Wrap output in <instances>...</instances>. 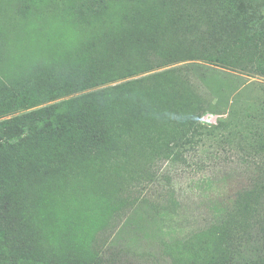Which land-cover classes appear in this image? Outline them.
I'll return each mask as SVG.
<instances>
[{"label":"trees","instance_id":"1","mask_svg":"<svg viewBox=\"0 0 264 264\" xmlns=\"http://www.w3.org/2000/svg\"><path fill=\"white\" fill-rule=\"evenodd\" d=\"M12 1L14 14H24L21 16L25 20L31 12L37 13L38 8L33 6L37 0ZM100 1H92L91 5L84 1L71 12L64 10L70 13L71 21L83 27L77 31L80 46L76 50L82 62L67 59L68 63L63 64L65 60H62L57 65V71L64 75L62 83L70 91L73 89L72 93H63L58 81L50 82L42 77L26 83L27 88L0 87V118L5 117L0 122V264H118L103 260L101 251L121 224L128 226L129 210L136 209L135 205L142 201L154 219L159 218L163 224L167 214L174 212L171 191L167 192L164 204L152 205L146 198L138 197L157 178L154 168L149 167L152 159H158L157 164L176 160L183 156L185 147L195 149L207 138L217 140V148L233 151L229 143L222 141V134L232 135L233 131L237 133L238 145L241 144L240 160L250 165L248 184L235 194L230 207L221 205V214L206 232L219 228L228 217L239 216L241 220L236 224L241 234L251 240V231L254 239L263 240L255 264H264L263 205L249 204L244 213L233 215L238 197L259 193L264 200V99L243 100L236 93L225 104L218 96L214 107L223 106L227 117L217 126L206 128L199 124V119L208 110L218 113L214 107L211 109L213 100L205 104L191 89L184 90L183 80H168L169 72L106 91L85 93L102 82L134 74L120 70L124 61H119L122 53L116 51L119 38L130 37L131 47L142 44L134 35L132 41V28L123 24L100 26L96 6ZM161 1L165 8L177 13L179 22L196 18L198 29L206 27V34L212 39L206 40L209 49L202 60L230 71L253 68L255 74L264 77V0ZM40 16L34 15L33 20L29 17L28 24L37 26L35 22L41 20ZM66 94L70 97L60 100ZM49 102L54 103L39 107ZM20 112L23 113L17 114ZM89 169L99 178L106 175L110 184L116 182V199L120 205L116 225L95 235L85 245L81 243L84 240L81 235L69 234L70 239L65 240L68 251L43 242L23 200L36 183L61 177L59 180L65 184H77L82 179L81 172ZM235 231L233 239L239 232ZM198 233L189 237L190 242L186 237L182 241L184 246L210 244L199 240ZM160 235L164 238L162 230ZM244 259L251 264V260L239 254L235 259L229 256L226 262L241 263Z\"/></svg>","mask_w":264,"mask_h":264},{"label":"rangeland","instance_id":"2","mask_svg":"<svg viewBox=\"0 0 264 264\" xmlns=\"http://www.w3.org/2000/svg\"><path fill=\"white\" fill-rule=\"evenodd\" d=\"M38 1L33 5L38 8L37 13L35 10L29 17L33 20L34 15L44 14L35 26L34 23L28 24L29 17L25 20L21 16L24 14H14L12 0H0V84L3 85L0 87L27 88L33 79L42 77L50 82L58 81L63 93H72L73 89L70 91L62 83L64 75L57 71V65L62 60H65L63 64L71 62L70 59L82 62L76 50L80 46L77 31L83 27L71 21L70 13H64V10L71 12L82 2L91 5L95 0ZM96 6L100 12V26L109 28L113 24H123L132 28V37L141 39L142 44L131 47L130 37L119 38L116 51H121L118 59L124 61L122 64L118 62L120 70L134 74L102 82L85 93L106 91L169 72L168 80H183L184 90L191 89L205 104L213 100L211 109L218 96L225 104L236 93L243 100L264 99V77L255 74L253 68L248 67L242 72L230 71L225 66H215L202 60L209 49L206 40L208 42L212 38L206 34L205 26L197 28L196 18L190 22H179L177 13L165 8L161 0H102ZM51 8L56 11H48ZM134 37L132 41H135ZM77 95L79 93L71 97ZM62 96L60 100L70 97V94ZM223 108L214 107L218 113L206 111L199 124L206 128L217 126L227 117L228 113ZM3 120L5 117L0 118V122ZM222 136V141L229 143L233 151L221 150L216 147L219 145L217 140L207 138L195 149L185 147L183 156L176 160H163L157 164L158 159H152L149 167L154 168L157 178L138 197L146 198L152 205L164 204L167 192L171 191L175 200L174 212L167 214L163 224L159 218L154 219L142 201L138 202L136 209L129 210L127 214L131 217L128 226L121 224L108 238L101 251L103 260H114L118 264H228L229 256L235 259L239 254L255 264L257 252L263 249V240L259 237L254 239L251 231V240L243 236L236 224L241 219L233 215L244 213L246 205L258 207L261 203V217L264 219L261 194L236 198L233 217H228L219 228L206 232L223 210L221 205L230 207L232 198L246 187L250 176V165L240 160L241 144L238 145L237 133L233 131L232 135ZM100 176L102 178L89 169L81 172L82 179L77 184H65L59 180L61 177H58L59 181L55 177L48 182L45 179L41 183H31L36 185L23 200L24 208L30 212L28 216L40 230L43 242L57 244L60 250L68 251L65 240L70 239L69 234L81 235L84 239L81 243L85 245L95 235L97 237L109 228L110 231L116 225L117 208H120L116 199V182L110 184L106 175ZM236 229L239 232L233 239ZM161 230L164 238L160 235ZM197 232L199 240L210 244L184 246L182 241L186 237L188 242L192 241L189 237ZM238 261L233 264H247L245 259L241 263Z\"/></svg>","mask_w":264,"mask_h":264}]
</instances>
